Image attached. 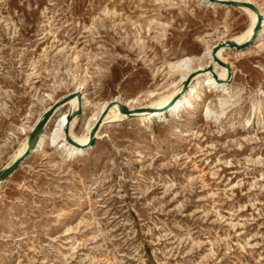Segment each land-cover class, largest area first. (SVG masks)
<instances>
[{
    "label": "rangeland",
    "instance_id": "rangeland-1",
    "mask_svg": "<svg viewBox=\"0 0 264 264\" xmlns=\"http://www.w3.org/2000/svg\"><path fill=\"white\" fill-rule=\"evenodd\" d=\"M219 1L0 0V173L79 85L90 115L110 104L84 154L48 143L0 181V264H264V35L221 47L228 85L175 116L173 103L145 122L111 110L117 97L157 107L183 90L175 63L253 30ZM193 73L219 75L211 62ZM83 113L68 118L77 135Z\"/></svg>",
    "mask_w": 264,
    "mask_h": 264
},
{
    "label": "bare ground",
    "instance_id": "bare-ground-1",
    "mask_svg": "<svg viewBox=\"0 0 264 264\" xmlns=\"http://www.w3.org/2000/svg\"><path fill=\"white\" fill-rule=\"evenodd\" d=\"M230 1H239V2L241 1L244 3H251V1L249 2L248 0L247 1H244V0H222L221 1L220 0L219 3L224 4V2H230ZM251 4H253V3H251ZM254 5L258 8L259 12L261 13V15L263 17V21H262L261 26H260L258 33L256 35H254L253 30H251V32L244 34L242 37H239V38L234 40V42H236L240 46H243V45L251 42L252 40H257L261 36L264 35V8L257 6L256 4H254ZM238 8L246 11L249 14L251 28L254 29V27L257 23V13H255L252 9H250L247 6H238ZM215 46L209 47L207 49V51H205L204 57L209 58V61H207L205 63H200L198 66L194 67L191 64V62H193V60L191 58H187V59L181 60L175 64L173 63L174 64L173 66L180 69V74H181L182 80H184V79H187L191 75V73H193L194 71L202 70L204 64H206V67H207L209 65V63L211 62L214 65L215 70L219 73L218 76H215L212 73L201 74L200 76H198L196 78V80L191 81L189 83V85L185 91L181 90V91L174 92V89H175L174 88L171 92H169L165 95L159 96L158 99H156L157 107L153 108L154 111H152L153 110L152 108H149V110L138 111V110H136V108H134L132 105H130L134 100L124 101L119 97H117V100L114 102V103H116L115 107L112 108L111 110L114 112L117 111L119 113H122L120 111L119 106L120 105L128 106L131 112H130V114L122 113L125 117L134 115L136 117H139L140 121L145 122V121L152 119L155 116H158V115L154 116V113L160 107L162 109L167 108V107H169V105L171 103H173V104L168 109V111L170 112V115L175 116L176 112L179 111L183 106H185L189 102L190 98L196 96V93L200 88L206 87L208 89H213V88H219V87H226L228 85L227 84L228 73L223 70V66L220 65L215 59V57H216L217 59L226 63V60L223 58V54H222L223 48H219L217 50L215 56H214L212 54V51H213ZM177 68H175V69H177ZM81 90H82V86L79 85L73 92H79L80 93V92H82ZM81 101H82V107L84 108L83 116L86 118V123H85L84 130H83L82 134L77 135L75 133V130H74V123H71V125H70L71 128H70V130H68V135L72 138L73 142L68 141L67 134L65 132V128L68 124V118H69L68 113L69 112H68V110H66L63 113H61L58 118H56V120L54 121L53 129L50 128V125L53 121V117L52 116L50 117L49 122L47 123V125L45 126V128L41 132V134L39 135V137H38L36 143L34 144L31 152L39 150L40 148L47 145L48 143L55 144L59 141H63L61 147H64L65 154L67 157L72 158V157L82 155L85 153L84 148L86 146H89V145L87 143L85 145H81L80 143L85 142L87 140L86 134L95 126L96 122L101 117H103V115L107 112V109L109 108L110 104L108 102H101L97 108V111H94L90 115L89 114L90 102H89L88 98L85 96V94H82ZM226 101L227 100L225 98H220L218 102H219L220 106H223L226 103ZM70 102H72V101H70ZM75 102H77L79 105L78 97L75 99ZM76 109H75V111H76ZM206 116L207 117L215 116L216 118H218L219 114H217L215 111H212V109L210 107H207ZM74 117L75 116H73V113H72L69 120L74 118ZM36 123L31 127L34 128ZM26 150H27V145L24 147L21 154L18 155V157L14 161L23 157Z\"/></svg>",
    "mask_w": 264,
    "mask_h": 264
},
{
    "label": "water",
    "instance_id": "water-1",
    "mask_svg": "<svg viewBox=\"0 0 264 264\" xmlns=\"http://www.w3.org/2000/svg\"><path fill=\"white\" fill-rule=\"evenodd\" d=\"M211 1H215V0H211ZM224 5H227V6H234V7H237V6H247L249 7L250 9H252L255 13H257V23L253 29V33L254 35H256L258 33V30L261 26V23L263 21V17L261 15V13L259 12L258 8L254 5V4H251V3H244V2H239V1H230V2H224ZM251 43V42H250ZM249 44V43H248ZM247 45V44H246ZM245 46V45H244ZM221 47H229V48H236V49H241L243 46H240L238 45L236 42L234 41H226V42H223L222 44L220 45H216L212 51V54L215 56L217 50ZM216 61L226 67L228 69V76L230 77L231 75V71H230V68L228 66L227 63H224L223 61L217 59L215 57ZM194 73H192L188 78L187 80L185 81L184 83V86H183V91H185L189 85V80L191 78V76L193 75ZM216 76V75H215ZM77 96L78 97V100H79V105H78V108L76 109V111L73 113V116H75L76 114L79 113V111L81 110L82 108V101H81V94L79 92H72V93H69L67 94L65 97L61 98L59 101H57L56 103H54L51 108L43 115V117L36 123L35 127L33 128V130L31 131L29 137H28V141H27V150L25 152V154L23 155V157L19 158L18 160L14 161L12 164H10L7 168H5L1 173H0V181H4L6 180L9 176H11L13 174V172L15 171V169L25 160V158L27 156H29V154L31 153L32 149H33V146L34 144L36 143L39 135L41 134V132L44 130L45 126L47 125V123L49 122V119L50 117L52 116V114L54 112H56V110H58V108L60 106H62L65 102H67L68 99L72 98V97H75ZM120 111L124 114H130V109H127L125 106L123 105H120ZM100 120L99 119L96 124H95V127L93 128V130L91 131L90 133V138L91 140L93 139L94 137V133L95 131L98 129L99 125H100ZM65 132L67 134V139L68 141L70 142H73L69 136H68V125L66 126L65 128Z\"/></svg>",
    "mask_w": 264,
    "mask_h": 264
}]
</instances>
